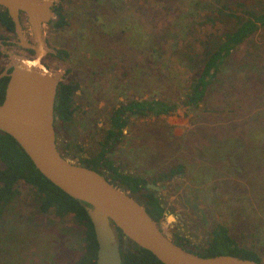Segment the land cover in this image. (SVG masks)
<instances>
[{"label": "rangeland", "instance_id": "374dc122", "mask_svg": "<svg viewBox=\"0 0 264 264\" xmlns=\"http://www.w3.org/2000/svg\"><path fill=\"white\" fill-rule=\"evenodd\" d=\"M256 1L264 8V0ZM217 5L61 0L67 25L57 30L53 19L44 26V39L48 68L62 82L79 84L74 122L56 125L58 146L62 149L64 139L70 145L67 159L77 164L98 152L110 111L119 104L151 98L180 104L196 73L185 52L226 28L205 23ZM21 22L29 41L25 16ZM0 37V68L33 54L1 25ZM58 50L68 53L67 60L55 56ZM123 133L110 158L125 173L164 187L156 193L166 209L159 226L168 238L176 232L199 247L213 227L223 225L264 264V28L227 59L198 109L131 118ZM178 165L182 174L164 179ZM82 250L83 229L72 217L39 214L25 189L0 224V264H69Z\"/></svg>", "mask_w": 264, "mask_h": 264}, {"label": "trees", "instance_id": "16d2710c", "mask_svg": "<svg viewBox=\"0 0 264 264\" xmlns=\"http://www.w3.org/2000/svg\"><path fill=\"white\" fill-rule=\"evenodd\" d=\"M98 1V0H95ZM218 5L211 7L205 15V23L215 27L223 24V31L218 29L208 34L199 42L198 49H188L185 60L196 69L189 89L180 104L160 100L158 98L130 100L111 109L109 114V128L99 142L100 149L92 156L80 159L77 165L86 167L103 176L114 187L128 192L147 212L150 218L158 225L166 212L156 192L147 188L149 182L140 175L125 173L116 166L110 158L115 147L124 138V130L131 118H160L177 116L181 107L187 110H196L205 101L209 88L213 85L221 68L227 59L247 40L264 28V8L257 7L256 0H214ZM56 21L53 28L60 30L66 25V17L61 6L54 9ZM0 25L9 33L14 34V24L7 11L0 8ZM1 40V37H0ZM32 53V51H29ZM60 60H67L68 53L58 50L55 55ZM2 52L0 48V58ZM2 68H0V72ZM8 78L0 80V104L3 102ZM79 90V84L69 80L58 86L54 116L56 143L58 138L57 123L65 126L74 122L76 107L74 97ZM62 141V149L57 147L64 158L70 145ZM78 152L81 148L77 147ZM75 157V156H73ZM183 166L172 167L166 180L182 174ZM156 185L157 181H152ZM25 189L30 198L33 209L42 215L52 214L58 219L72 217L73 223L83 229V250L80 255L69 264H96L97 242L92 223L87 215V204L77 201L59 188L54 186L39 173L18 146L8 135L0 132V224L10 204ZM169 221V220H168ZM117 231V240L120 244L122 264H162L149 251L137 245L125 244L122 232ZM207 240L202 246H193L185 237L174 232L172 241L182 249L203 258L229 255L241 259L263 264L260 255L253 249L241 246L232 237L230 230L223 225L212 228Z\"/></svg>", "mask_w": 264, "mask_h": 264}, {"label": "water", "instance_id": "95a60500", "mask_svg": "<svg viewBox=\"0 0 264 264\" xmlns=\"http://www.w3.org/2000/svg\"><path fill=\"white\" fill-rule=\"evenodd\" d=\"M60 3L61 0H0V8L7 11L14 24L18 46L33 52L14 57L0 72V80L8 78L0 104V132L18 144L43 177L69 197L88 205L86 211L98 246L96 264H122L115 228L124 235L125 244L149 251L162 264H258L229 255L203 258L182 249L128 192L63 157L54 128L55 100L62 79L45 63L49 50L44 39V26L56 18L54 8ZM23 16L32 34L29 41L24 36ZM147 188L154 192L164 189L154 184H147Z\"/></svg>", "mask_w": 264, "mask_h": 264}, {"label": "flooded vegetation", "instance_id": "af4514ba", "mask_svg": "<svg viewBox=\"0 0 264 264\" xmlns=\"http://www.w3.org/2000/svg\"><path fill=\"white\" fill-rule=\"evenodd\" d=\"M54 9H55V8H54ZM155 196H156V197H158V196H157V193H156V195H155ZM158 198H159V197H158ZM159 199H160V198H159ZM160 200H161V199H160ZM161 202H162V201H161ZM161 206H162L163 208H165V206H164L163 202H162V205H161ZM165 210H166V209H165ZM176 217L178 218V220H180V219H181V218H180L178 215H177ZM116 232H117V231H116Z\"/></svg>", "mask_w": 264, "mask_h": 264}]
</instances>
